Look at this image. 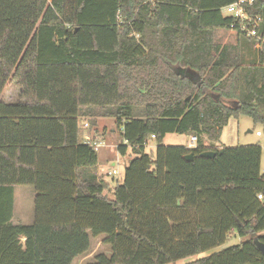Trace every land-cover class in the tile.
<instances>
[{"label": "trees", "instance_id": "16d2710c", "mask_svg": "<svg viewBox=\"0 0 264 264\" xmlns=\"http://www.w3.org/2000/svg\"><path fill=\"white\" fill-rule=\"evenodd\" d=\"M236 1L0 0V92L21 89L0 102V264H73L98 237L110 252L89 264H176L232 234L186 264H264L263 148L217 145L231 118L264 129V50L223 15ZM249 13L264 32V0ZM81 118L116 120L136 155L122 183L97 175ZM16 186L35 189L33 225L11 223Z\"/></svg>", "mask_w": 264, "mask_h": 264}, {"label": "rangeland", "instance_id": "374dc122", "mask_svg": "<svg viewBox=\"0 0 264 264\" xmlns=\"http://www.w3.org/2000/svg\"><path fill=\"white\" fill-rule=\"evenodd\" d=\"M223 15L227 17L229 14L223 12ZM240 36L234 30H218L216 31V41L222 45L225 44H236L238 43ZM242 40V39H240ZM247 59L249 57L248 53ZM251 58V57H250ZM251 60V59H250ZM250 60L245 63L248 64ZM21 100V89L15 84H9L2 92H0V102L6 104H17ZM239 122L241 127L237 125V122L232 121L231 124L224 128V138L218 141L217 145L222 146L221 142L228 144V146H244V145H257L260 144L263 148L262 156V173L264 174V129L260 125H255L249 117H240ZM85 123L90 124V129L87 131L90 136H96V140L102 143L100 148H97L98 153V166L97 172L100 177L111 185L115 186L117 182L122 183L124 180V175L126 168L129 163L136 158L132 148H129L127 154L122 156L118 152L119 145H125L122 138V132L117 127L116 120L113 118H100L96 120L94 126L93 123L87 118L80 119V126L83 127ZM251 129L253 134L247 133ZM260 132L262 137L256 135ZM223 133V132H222ZM103 135V136H102ZM106 136V137H104ZM190 142V136L188 135H169L165 142V146H188ZM118 145V146H117ZM117 146V147H116ZM157 143L154 139H150L149 143L146 145V152L151 156L156 155ZM114 164V166H113ZM113 170H117L118 174L115 176H109V173ZM35 198L36 192L33 187L28 186H16L14 188V212L11 223L14 225H33L35 221ZM104 237L92 238V246L90 253L82 258H79L73 262V264H89L94 261L97 254L106 253L109 254L110 247L103 243ZM243 240L240 239L237 234H232L229 236L227 242L222 247H219L207 254L196 256L190 259L180 261L176 264H186L190 261L202 258L210 253H218L229 247L238 245Z\"/></svg>", "mask_w": 264, "mask_h": 264}, {"label": "built area", "instance_id": "2783aa9c", "mask_svg": "<svg viewBox=\"0 0 264 264\" xmlns=\"http://www.w3.org/2000/svg\"><path fill=\"white\" fill-rule=\"evenodd\" d=\"M258 0H237L235 3L223 9V12H227L231 17L238 22L237 31L248 39L255 41L254 48L256 50H264V32L261 30L263 24V18L261 16H254L249 13V8H251ZM89 130L90 124L85 123L82 129ZM258 136L261 135L260 132L257 133ZM84 143L90 145L94 148H100L102 143L94 141L87 131L83 132ZM155 137H153L154 139ZM188 147L190 149H195L197 147V137L191 136ZM117 170H113L109 173V176L117 175ZM258 199L264 202V197L262 195L258 196Z\"/></svg>", "mask_w": 264, "mask_h": 264}, {"label": "water", "instance_id": "95a60500", "mask_svg": "<svg viewBox=\"0 0 264 264\" xmlns=\"http://www.w3.org/2000/svg\"><path fill=\"white\" fill-rule=\"evenodd\" d=\"M201 157L207 158V159H214L216 157V153L213 151H207V152L202 153ZM186 160L191 162L193 160V154H190L189 156H187ZM257 245H258V249L261 251V253L264 256V244L259 242Z\"/></svg>", "mask_w": 264, "mask_h": 264}, {"label": "crops", "instance_id": "0c3cea01", "mask_svg": "<svg viewBox=\"0 0 264 264\" xmlns=\"http://www.w3.org/2000/svg\"><path fill=\"white\" fill-rule=\"evenodd\" d=\"M237 33V32H236ZM239 120H240V118L239 119H235V118H231L230 119V121H229V124H228V126L231 124V122L232 121H234V122H237V125H238V127H239V125H240V127H241V123L239 122ZM261 126V125H260ZM227 127V126H226ZM262 127V126H261ZM263 128V127H262ZM259 132V131H258ZM257 132V133H258ZM247 133H249V134H253V131L251 130V129H249L248 131H247ZM257 133H256V135H257ZM103 136V135H102ZM224 131H223V133L221 134V138H220V141H221V139H223L224 137ZM258 136V135H257ZM94 137H96L95 135H94ZM104 137H106V136H104ZM258 137H262V135H260V136H258ZM166 140V139H165ZM165 142V141H164ZM221 144H222V146L223 145H225V146H228V144H224V142H221ZM250 145V144H249ZM118 146V145H117ZM116 146V147H117ZM244 146H247V144L246 145H244ZM113 166H114V164H113ZM261 168H262V164H261ZM261 171H262V169H261ZM97 175H99L98 174V172H97ZM100 176V175H99ZM240 244V243H239ZM219 253V252H218ZM211 254H214V253H210L209 255H211ZM207 256V255H206Z\"/></svg>", "mask_w": 264, "mask_h": 264}]
</instances>
